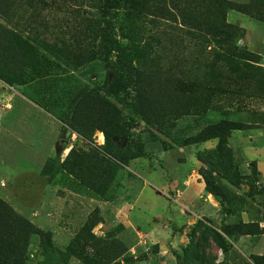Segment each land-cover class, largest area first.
I'll return each mask as SVG.
<instances>
[{"label": "rangeland", "instance_id": "obj_1", "mask_svg": "<svg viewBox=\"0 0 264 264\" xmlns=\"http://www.w3.org/2000/svg\"><path fill=\"white\" fill-rule=\"evenodd\" d=\"M30 1L0 18L26 63L0 67V200L46 234L29 238L24 264H264V0H229L227 22L241 29L233 44L184 25L172 2L171 18L124 22L135 65L200 106L160 123L136 117L145 155L127 164L104 152L103 132L66 124L76 96L107 79L102 60L65 59L95 51L93 2ZM221 120L245 129L200 142ZM91 236L126 252L108 263Z\"/></svg>", "mask_w": 264, "mask_h": 264}, {"label": "trees", "instance_id": "obj_2", "mask_svg": "<svg viewBox=\"0 0 264 264\" xmlns=\"http://www.w3.org/2000/svg\"><path fill=\"white\" fill-rule=\"evenodd\" d=\"M23 1L0 0V18L9 21L15 5L23 6ZM35 1L39 6L46 4L44 0ZM91 1L97 12L91 19L89 32L94 36L95 51L69 52L65 54V59L77 65L96 59L102 60L106 63L107 79L102 87L76 96L66 124L84 137H91L95 131L103 132L106 139L104 152L117 161L127 164L145 155L140 137H135L132 133L136 117H143L148 124L160 123L166 117L176 119L183 116L190 102L194 103V100H190L189 97L181 100V96L184 95L172 90V81L169 79L162 81V78L154 73L135 65L131 58L130 44L124 43L125 39H129L124 22L129 24L146 18H171L173 14L169 3L172 2L184 25L193 24L192 26L208 35L220 38L222 45L235 43L241 37V29L227 22L229 0H194V3L197 2L196 11L189 6L186 7V0H176V5L174 0ZM30 3H34V0ZM191 11L194 15H189ZM118 19L121 20V25L116 27L113 23ZM15 37V32L0 24V67L11 72H14L13 70L23 72L26 63L20 57ZM88 46L90 44L84 47V50H88ZM79 49L83 50V48ZM112 57L115 58L113 62ZM101 92L104 94L101 95ZM121 97L129 113L127 118L115 102ZM194 105L200 107L195 103ZM244 129V124L235 121L214 122L202 133L200 142L214 138L211 136L222 137ZM125 141L133 147L129 146L126 150L119 149L118 144ZM74 154L72 150L68 157ZM68 161L63 162L60 168L68 165ZM77 166L79 165H74ZM32 235L39 236L43 241L46 239L43 231L17 215L8 204L0 200V264H24L23 253ZM216 241L222 249L225 248L220 236ZM86 243L108 263L114 262L126 252L124 245L116 239H112L109 243L91 236Z\"/></svg>", "mask_w": 264, "mask_h": 264}]
</instances>
